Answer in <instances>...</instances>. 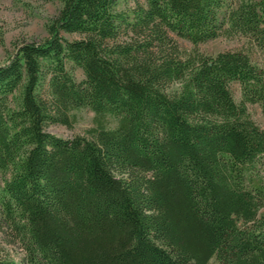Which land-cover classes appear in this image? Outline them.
<instances>
[{"label": "trees", "instance_id": "1", "mask_svg": "<svg viewBox=\"0 0 264 264\" xmlns=\"http://www.w3.org/2000/svg\"><path fill=\"white\" fill-rule=\"evenodd\" d=\"M121 1L62 0L0 65V230L22 251L0 264H264V129L246 110L264 112V0ZM220 36L260 58L198 50ZM81 109L88 137L46 131Z\"/></svg>", "mask_w": 264, "mask_h": 264}, {"label": "rangeland", "instance_id": "2", "mask_svg": "<svg viewBox=\"0 0 264 264\" xmlns=\"http://www.w3.org/2000/svg\"><path fill=\"white\" fill-rule=\"evenodd\" d=\"M62 0H0V65L4 64L13 53L16 44L21 42L38 41L47 36L46 24L54 17L61 7ZM125 6H132V0L121 1ZM123 6V5H122ZM66 39H74L77 36L62 33ZM177 44L183 50H190L192 45L185 39L174 37ZM198 50L206 55H214L221 51L241 50L247 52L253 60L260 58L259 53L250 47L244 37L220 36L216 39L206 41L197 45ZM72 74L76 81L83 79L80 69H73ZM233 99L240 103L239 86L236 83L230 84ZM246 110L250 118L264 129V112L257 104H246ZM94 114L88 109H81L74 112L75 121L70 128L62 125H47L49 133L68 139L75 135L88 137L87 131L95 126ZM107 126L112 127L110 120ZM261 174L264 176V158L260 160ZM2 174H0V181ZM260 212H264V209ZM0 248L8 253L16 262L21 258L22 251L17 243L9 242L5 233L0 230ZM209 264H217L214 259Z\"/></svg>", "mask_w": 264, "mask_h": 264}]
</instances>
